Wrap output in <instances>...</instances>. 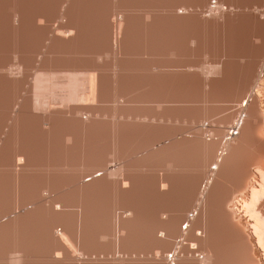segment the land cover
<instances>
[{
	"label": "bare ground",
	"instance_id": "bare-ground-1",
	"mask_svg": "<svg viewBox=\"0 0 264 264\" xmlns=\"http://www.w3.org/2000/svg\"><path fill=\"white\" fill-rule=\"evenodd\" d=\"M2 1L0 264H264V0H251L260 6L250 10L224 0H53L52 15L34 0ZM38 18L56 23L39 29ZM191 28L202 33L193 36ZM213 28L257 33V53L241 64L248 92L236 96L229 127L238 130L182 135L178 120L163 113L176 109L180 94L191 97L195 70L174 65L175 58L141 64L120 57L140 55L127 53L135 49L212 48L218 40L206 35ZM238 39L225 38L224 48ZM77 47L85 49L81 57ZM92 50L118 60L95 64L87 59ZM105 65L109 82L98 78ZM206 66L196 77L209 98L208 82L224 78L226 63ZM122 92L144 100L122 104ZM108 94L111 126L74 106ZM62 117L73 123H59ZM33 121L46 125L33 128ZM73 167L77 176L62 174ZM199 169L209 176L188 174ZM178 180L183 191L174 198Z\"/></svg>",
	"mask_w": 264,
	"mask_h": 264
},
{
	"label": "rangeland",
	"instance_id": "rangeland-1",
	"mask_svg": "<svg viewBox=\"0 0 264 264\" xmlns=\"http://www.w3.org/2000/svg\"><path fill=\"white\" fill-rule=\"evenodd\" d=\"M212 1L211 5L213 4L214 1L216 0H206L207 4ZM241 1V0H240ZM251 0H245L241 1L240 5L238 3L234 2H228L224 0L222 2L225 4V6H229V4L239 6L241 9L243 7H246V10H250V8L254 7L256 9V6H260V3H250ZM56 3L53 0H34V6H42L44 4H47V11L48 15H52L55 12V9L52 8L53 5ZM3 6H10L12 5V1L9 0H3L1 2V5ZM210 4V3H209ZM50 8V9H49ZM226 9V8H224ZM41 9H37L34 11V14L39 15L43 14L42 11H39ZM92 14H97L98 10L97 8H94L91 10ZM58 14V13H57ZM200 18V17H199ZM39 21V29L42 28H49L51 25L56 23V19H43V18H38ZM98 20L93 22V25L91 27L97 29L99 26L97 25ZM156 24V23H153ZM202 33V31L194 30L191 28V35H199ZM207 37L211 39L218 40L214 47L209 48L206 46H197L196 48H192L191 50H188L187 48H177L173 50H161L158 48H147L146 50H141V49H135L131 51H127V53H133V54H140V55H129L126 54L123 57H120V60L123 61H132V60H137L139 62L144 63L147 61V58H152L154 61H168L171 58H175L174 62L176 64L174 65H182L186 66H191V69H194L195 71L192 72L191 74V97L184 96L183 94H180L176 101H177V107L176 109L168 112L163 113L164 120L166 121L167 119L172 118L173 121L178 120L177 123L173 122L175 128L177 127L179 129V132L182 135H190L194 136L196 133H201L203 134V137L211 135L209 134V131H211L212 128L220 129L223 131V133H227L229 130V127H231V120L234 116V114L237 112L238 109V100L241 98H237L236 96L246 94L248 90L246 91V85L245 82L242 81L241 78V64L245 62L247 59L250 60L248 57V54L250 53H257V33L256 30H252V28L246 29H240V28H235L232 31H224V30H219L218 28H213L212 32L209 35H206ZM95 39H100L99 35H94ZM225 38H239L237 41V44H232L226 46L224 48L223 46V40ZM178 46V47H182ZM257 47V48H256ZM66 49V48H65ZM64 49V52L67 50ZM78 49V50H77ZM76 52L79 54L78 57H81L85 49L83 47H77ZM92 58H87L88 60H91V62H94L95 64L97 62H102L105 64H111L114 62L115 59L113 58V55L111 51H106V50H92ZM39 53V51H36V54ZM207 53V54H206ZM209 53V54H208ZM101 54L100 60H98L96 55ZM106 54H111L109 57ZM171 54H174L172 56ZM35 57V56H34ZM66 58V56H64ZM106 57V58H105ZM110 58V60L108 59ZM132 58V59H131ZM4 60H8L9 57L4 56ZM97 59V60H96ZM108 59V60H106ZM222 59H224V62L226 63L225 68V75L222 80L219 79H212L210 82H208L211 85V89L209 91H206V94H209L208 96L205 97L204 90H200L201 84H198V77H196L197 71L201 68H209V64H213L216 62H220ZM260 60L259 58H253V62H258L257 60ZM114 60V61H113ZM200 65V66H199ZM169 67H164V69H168ZM182 68V67H181ZM179 69V68H177ZM185 69V68H183ZM260 70V69H258ZM110 67L109 66H104L102 70L99 73L100 79H103L105 81H110ZM112 85V84H111ZM248 89V88H247ZM246 91V92H244ZM137 92H133L131 94H125V93H120L121 96L119 98V101L124 104V102H128L129 100H135ZM176 94V92H174ZM249 94V93H248ZM248 96V95H247ZM137 101H142L144 100L143 97L137 98ZM251 100V97L249 99ZM247 100H245L242 104L245 105ZM142 103V102H141ZM135 107L140 106L139 103H133ZM74 106H79L83 110V113H99L100 115V121L98 124L101 126H111L114 124V119L112 118V113L114 112L115 108V103L114 99L110 96V94L106 95L104 98H85L82 100V102L75 104ZM142 110L141 112L146 113L148 111L145 110V107L140 108ZM60 120L59 123L69 126L73 123L71 119H68L66 117L59 118ZM204 122V125L201 129V124L199 123ZM235 122V121H234ZM41 125L44 127L46 124L44 122H36L33 121V128L37 127L38 125ZM48 124V121H47ZM167 124V122H165ZM186 125V126H185ZM41 127V128H42ZM174 128V130H175ZM238 128L236 129V131ZM233 130H229V134H235ZM208 133V134H207ZM111 139V137H110ZM224 143V142H223ZM189 145L186 146L191 149V142H188ZM220 152L217 153V156H219ZM127 156H125L126 158ZM77 158V156H76ZM74 157H72V160ZM72 165L75 164V162L71 163ZM76 165V164H75ZM214 166H211V169H213ZM61 173V172H60ZM80 171L73 167L70 170L64 171L62 174H67V175H72V176H77ZM187 173V172H186ZM199 173V174H198ZM188 174H192L194 176H205L207 178L209 175V171H205L202 169L196 170V171H189ZM212 174V173H211ZM210 174V177H212ZM40 175H44V171H39L36 173L37 180L39 179ZM59 176V173L57 174ZM64 177L57 178L56 182H61ZM182 180V179H180ZM178 180L176 189L172 192L174 195V198H177L178 193H182V181ZM206 179H204L205 182ZM204 183L202 184L203 188ZM46 186H49L48 183H46ZM233 186H228L225 189H231ZM175 188V187H173ZM33 189V188H32ZM159 192V191H158ZM262 202V203H261ZM261 203V204H260ZM260 203H258L259 210L261 213L264 215V198L260 199ZM123 205L127 204L121 203ZM174 204V202H173ZM260 204V205H259ZM147 205V204H146ZM145 205V206H146ZM191 216V214H189ZM191 219V217H190ZM186 225H183L182 229H186ZM167 257V255H166ZM171 255H168V259L170 260Z\"/></svg>",
	"mask_w": 264,
	"mask_h": 264
},
{
	"label": "crops",
	"instance_id": "crops-1",
	"mask_svg": "<svg viewBox=\"0 0 264 264\" xmlns=\"http://www.w3.org/2000/svg\"><path fill=\"white\" fill-rule=\"evenodd\" d=\"M127 95H128V93H127ZM131 104H132V106L131 107H133L134 105H133V102H131ZM144 106H146L145 104H142V103H140V106L139 107H144Z\"/></svg>",
	"mask_w": 264,
	"mask_h": 264
}]
</instances>
